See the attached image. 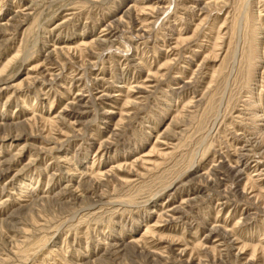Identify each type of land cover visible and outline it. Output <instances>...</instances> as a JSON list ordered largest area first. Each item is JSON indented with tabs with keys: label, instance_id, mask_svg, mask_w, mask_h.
<instances>
[{
	"label": "rangeland",
	"instance_id": "obj_1",
	"mask_svg": "<svg viewBox=\"0 0 264 264\" xmlns=\"http://www.w3.org/2000/svg\"><path fill=\"white\" fill-rule=\"evenodd\" d=\"M0 264H264V0H0Z\"/></svg>",
	"mask_w": 264,
	"mask_h": 264
},
{
	"label": "bare ground",
	"instance_id": "obj_2",
	"mask_svg": "<svg viewBox=\"0 0 264 264\" xmlns=\"http://www.w3.org/2000/svg\"><path fill=\"white\" fill-rule=\"evenodd\" d=\"M142 29V28H141ZM110 30V29H109ZM104 31V30H103ZM107 32V31H106ZM138 38V37H137ZM138 88V87H137ZM140 88V87H139ZM141 89V88H140ZM169 216H170V214H169Z\"/></svg>",
	"mask_w": 264,
	"mask_h": 264
}]
</instances>
